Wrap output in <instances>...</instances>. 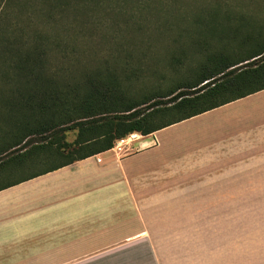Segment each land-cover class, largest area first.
I'll return each mask as SVG.
<instances>
[{"label": "crops", "instance_id": "1", "mask_svg": "<svg viewBox=\"0 0 264 264\" xmlns=\"http://www.w3.org/2000/svg\"><path fill=\"white\" fill-rule=\"evenodd\" d=\"M139 135L0 190V264H255L264 89Z\"/></svg>", "mask_w": 264, "mask_h": 264}, {"label": "trees", "instance_id": "2", "mask_svg": "<svg viewBox=\"0 0 264 264\" xmlns=\"http://www.w3.org/2000/svg\"><path fill=\"white\" fill-rule=\"evenodd\" d=\"M261 2L0 0V190L111 149L130 133L147 135L264 89V29L255 36L245 30L242 45L251 44L237 59L210 54L193 80L161 95L167 101L154 94L138 98L130 93L135 72L127 61L89 59L80 66L85 60L79 56L95 51L94 34L106 35L104 22L99 24L104 18L112 17V27L122 15L133 31L146 24L135 22L132 13L146 10L161 21L157 31L164 35L178 22L177 14L186 13V20L222 38L224 21L238 32L264 26V16L246 10ZM159 113L175 117L154 124ZM69 130L77 131L72 142L66 140ZM53 157L61 160L32 170Z\"/></svg>", "mask_w": 264, "mask_h": 264}, {"label": "rangeland", "instance_id": "3", "mask_svg": "<svg viewBox=\"0 0 264 264\" xmlns=\"http://www.w3.org/2000/svg\"><path fill=\"white\" fill-rule=\"evenodd\" d=\"M263 2L261 5L264 4ZM245 8L246 6L241 9ZM246 10L256 18L264 16V6L255 7V4H252ZM131 12L128 10L126 14L130 15ZM168 12L169 10H166L165 18L169 15ZM132 14H134L132 19L135 22L146 25H136L132 31L125 24L127 23L126 17L122 15H119L118 20H115L118 25H112V27H110V18L112 17L104 18L105 20L99 24L104 22L103 31H106V35L94 34L95 51L80 55L79 57L85 60V63H80V66L81 68L85 66L89 59L100 60L117 57L120 60H125L135 72L133 81L129 85L130 93L137 95L138 98L154 94L156 95L155 100H160V102L168 100L167 97H162V94L169 92L180 83L193 80L196 72L200 70L210 54L222 52L229 55L228 58L231 60H235L251 44L250 40H246V44L242 45L246 36L245 30L255 36L261 34V29L262 31L264 29V26L258 23L253 27L248 25L245 29L239 28L238 32L232 23L224 21L223 37L216 38L211 36L209 28L186 20V18L189 19V14L185 17L186 13H180L177 14L179 20L174 23L175 26L168 28L164 31V35H161L162 32L157 31L163 29L161 27L157 29L161 22L159 19H153L146 10L135 11ZM115 49H120V51H115ZM112 61L114 62L116 59H112ZM174 117V113H159L154 117L153 122L162 124ZM76 132V130L67 131L66 140L72 142L76 138ZM59 160L61 159L53 157L51 161L33 165L32 170L42 169ZM232 223L235 224V222H228V233L235 236L242 232L245 250L251 248V251H254L255 264H264V189H255V205L245 204L243 206V222L238 221L237 227ZM236 229L237 231H235ZM227 239L235 240L236 238L228 237Z\"/></svg>", "mask_w": 264, "mask_h": 264}, {"label": "built area", "instance_id": "4", "mask_svg": "<svg viewBox=\"0 0 264 264\" xmlns=\"http://www.w3.org/2000/svg\"><path fill=\"white\" fill-rule=\"evenodd\" d=\"M138 135H139V133H137V132L130 133L127 136L117 140V143L112 148L116 149L119 153L120 152H127L129 150L131 144L134 141L138 140L137 139ZM99 161H101L100 158H99Z\"/></svg>", "mask_w": 264, "mask_h": 264}, {"label": "bare ground", "instance_id": "5", "mask_svg": "<svg viewBox=\"0 0 264 264\" xmlns=\"http://www.w3.org/2000/svg\"><path fill=\"white\" fill-rule=\"evenodd\" d=\"M140 135L137 136V138H139Z\"/></svg>", "mask_w": 264, "mask_h": 264}]
</instances>
